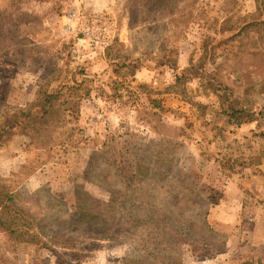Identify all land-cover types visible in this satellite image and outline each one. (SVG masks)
I'll return each instance as SVG.
<instances>
[{"label": "rangeland", "instance_id": "obj_1", "mask_svg": "<svg viewBox=\"0 0 264 264\" xmlns=\"http://www.w3.org/2000/svg\"><path fill=\"white\" fill-rule=\"evenodd\" d=\"M167 1L0 0L1 104L25 107L41 91H58L60 66L85 80L80 112L49 151L24 135L5 146L30 158L0 186L17 195L31 223L14 234L0 227L5 264H256L216 229L212 211L223 192L205 175H238L249 187L259 173L264 182V105L244 132L168 91L173 67L158 61L174 46L184 66L202 36L186 32L187 18H174ZM191 1L225 14L237 4L239 15L264 21V0L261 12L256 0L172 2ZM234 59L208 68L231 85L246 64ZM101 156L90 183L89 163ZM220 222L226 231L223 214Z\"/></svg>", "mask_w": 264, "mask_h": 264}, {"label": "trees", "instance_id": "obj_2", "mask_svg": "<svg viewBox=\"0 0 264 264\" xmlns=\"http://www.w3.org/2000/svg\"><path fill=\"white\" fill-rule=\"evenodd\" d=\"M155 1L159 4L163 0ZM172 1L177 3L184 0H168L165 7L174 18H187L183 23L184 28L190 27V30L186 32L192 35L201 32L202 37L196 46L192 44L189 47L184 66L177 65L181 51L174 46L166 50L158 61L159 66L173 67L175 82L168 91L172 90L186 101L212 111L215 117L226 118L229 125L241 127L256 122L261 114L259 106L264 105V21H260L256 15H239L237 4L230 6L225 14L224 8L215 5L207 10L191 1L183 4L186 5L183 8L181 3L176 6ZM256 2L257 12H261L263 0ZM207 12L212 13L204 16L203 22L199 17ZM222 57H234L233 62L246 63L239 71L233 72L231 85L215 68H208L210 64L213 67ZM56 75L61 80V88L53 92L41 91L36 102L25 107L0 103V149L15 136L24 135L38 149L49 151L55 143L56 134L69 123V116L80 112L84 95L79 93L84 91L85 80L76 78L77 75L69 71L67 66L57 67ZM154 105L159 107V104ZM108 157H113V154ZM98 158L94 163H89L93 168L86 174L90 183L98 181L95 173L98 162L101 159L107 160L106 156ZM16 197L6 186H0V227L4 226L3 232L6 234H14L31 226L28 219L22 218L23 210L17 207ZM196 203L199 204L194 199V205ZM6 262L7 258L0 255V264Z\"/></svg>", "mask_w": 264, "mask_h": 264}, {"label": "crops", "instance_id": "obj_3", "mask_svg": "<svg viewBox=\"0 0 264 264\" xmlns=\"http://www.w3.org/2000/svg\"><path fill=\"white\" fill-rule=\"evenodd\" d=\"M246 126L248 125H244L240 130L244 131ZM215 146L217 145L214 143ZM25 163L30 164L27 154L23 152L13 154L11 147L1 148L0 179L20 177ZM261 165L264 166V160ZM218 175L217 172L205 175L223 192L222 199L215 204L212 211L217 215L216 222H213L216 229L225 233L228 247L235 245L237 248L238 246L236 255H241L242 261L248 259L247 261L256 264H264V182H260V174L250 178L252 182L249 187L243 185V179L238 175L230 181ZM254 195L259 196L257 197L259 201L253 198ZM220 214H223L226 223H230L225 229L227 232L221 230L222 226L218 225Z\"/></svg>", "mask_w": 264, "mask_h": 264}]
</instances>
